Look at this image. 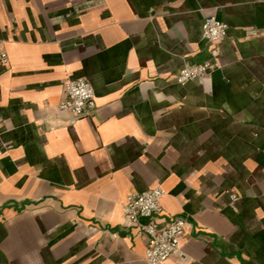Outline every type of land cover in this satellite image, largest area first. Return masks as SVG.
<instances>
[{
    "label": "crops",
    "instance_id": "obj_1",
    "mask_svg": "<svg viewBox=\"0 0 264 264\" xmlns=\"http://www.w3.org/2000/svg\"><path fill=\"white\" fill-rule=\"evenodd\" d=\"M0 39V264H148L123 204L155 186L187 221L163 264H264V0H0ZM77 77L96 107L74 117Z\"/></svg>",
    "mask_w": 264,
    "mask_h": 264
},
{
    "label": "built area",
    "instance_id": "obj_2",
    "mask_svg": "<svg viewBox=\"0 0 264 264\" xmlns=\"http://www.w3.org/2000/svg\"><path fill=\"white\" fill-rule=\"evenodd\" d=\"M228 29L226 22L211 15L204 19L202 35L212 42H217L227 36ZM216 56L217 50L213 48L210 59L184 63L176 73L177 82L182 85L193 80L205 83L215 66ZM9 61L6 40L0 39V64H8ZM95 107L94 88L88 78L77 77L66 82L65 95L58 106L59 111H67L74 117H79L90 114ZM165 193L163 187L155 186L129 194L123 204L126 225L137 227L138 231L147 237L144 259L148 264H163L175 255L185 257L181 240L186 233L187 221L182 216L169 221L162 219V198ZM232 199L236 200L237 195H232Z\"/></svg>",
    "mask_w": 264,
    "mask_h": 264
}]
</instances>
